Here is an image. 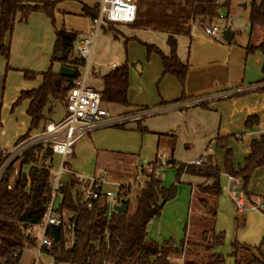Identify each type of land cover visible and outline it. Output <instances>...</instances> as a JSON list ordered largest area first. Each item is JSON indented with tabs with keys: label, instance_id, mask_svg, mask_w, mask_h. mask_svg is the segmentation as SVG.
I'll use <instances>...</instances> for the list:
<instances>
[{
	"label": "crops",
	"instance_id": "1",
	"mask_svg": "<svg viewBox=\"0 0 264 264\" xmlns=\"http://www.w3.org/2000/svg\"><path fill=\"white\" fill-rule=\"evenodd\" d=\"M51 1L61 3L62 0ZM85 1L80 0L81 4L75 8H69L67 4L63 3L57 6L56 3L54 9L56 26L60 28L63 24L62 26L66 30L76 32L79 35H88L91 31L90 19L87 20L83 15L82 6L85 4L92 8L94 4H88ZM180 1L134 0L137 8L134 24H115L117 26L113 27V31L104 28L97 36L93 53L96 52L97 45L103 49L107 45L112 50L114 46L112 37H116V41H120V37L131 38L134 36L135 40L153 45L162 54L168 56L167 37L172 34L177 43V56L182 63H187L189 68L184 84L180 85L173 76L162 75L161 61L156 54H152L154 56L153 65L149 61L138 66L139 70L143 69L147 73L152 83L158 84V91L153 94L152 90L148 92L144 87L141 91L137 90L133 93L129 85L128 101L131 105L129 110H142L145 117L138 122L139 124H129L118 128L123 132L126 130L132 132L136 126L141 129L144 128L147 133L142 134L138 131V134L132 135V138L139 137L140 147H119L115 150V145L108 140L105 135L106 132L103 135H98L94 134L96 132L94 131L92 134L81 137L75 143L70 155H75V149L78 147L82 153V158H89L88 162L93 163L92 166L86 164L83 172L76 173L72 161L69 162L67 157L65 167L68 173L66 176L104 178L107 180L109 168H106V163L102 162L98 167V160L108 157L111 166L115 164L113 159L129 158L134 160V163L136 160L143 162L144 165L139 164V168L137 165L135 166L137 174L143 178L142 172H148L145 167H149L155 161L159 162L157 158L160 155H165L172 158L175 166H169L170 170H163L162 168L166 166L163 165L158 173H161L162 178H159L162 186L169 187L174 183L176 168L179 164H193L208 155L212 156L220 172L222 189V194L216 201L209 199L211 205L216 209V217L211 221L210 217L203 213L198 202L201 197L197 191V186L203 183L204 179L183 173L180 183L176 185L175 197L164 203L159 216L161 225L164 223L166 211L173 218V225L165 228L166 232L162 231L164 238L162 241L167 239L181 240L185 225H187V233L189 232L188 229H190L191 224H187V216L193 200V203L196 201L197 204L194 222L191 221L194 224V229L200 225L201 227L198 229L202 232L211 225L215 233H225L224 245L214 249L213 252H218L226 257L231 252L230 243L237 241L240 244L253 247L262 244L261 252L264 254V200H262L264 197V168L256 169L251 175L248 187L250 198L247 200L242 193L238 197L234 190L240 188L239 185L232 183L229 177L224 174L225 152L215 147L218 138L228 137V148L233 154V164L235 167H239L242 166L249 154L250 143L258 140L264 134V76L261 73L264 56L258 51L250 55L246 54L247 45H257L264 40V29L260 27L251 29L248 16L246 27L242 31L232 30L233 37L230 41H225L223 38L216 41L206 36L200 26L195 25L192 28L194 24L192 22L175 24L159 20L178 19V14L184 13V7L180 5ZM261 1L256 0V3L259 4ZM100 2L101 0L95 5H99ZM141 8L146 9L142 11ZM59 12L64 13L62 23ZM158 26L166 29L156 28ZM53 42L54 31L49 20L41 13H32L26 22L15 24L9 41L10 57L8 61L10 88L13 95L9 102L2 106V109L0 107V136L4 135L3 138L9 128V121H18L17 112L10 111V104L15 102L21 91L35 89L41 83L40 77L32 81L24 80L22 72L41 73L46 71L50 67ZM126 46L130 55L132 52L135 53L134 41L127 43ZM142 49L145 53L146 50ZM138 52L139 54L143 53L142 51ZM131 62L130 64H132ZM108 64V67L103 68L101 78L113 69L112 65L117 67L120 62ZM96 66L99 70L102 68L101 64H96ZM133 67L132 65L130 68L129 83ZM61 68L62 66L58 63L52 65V71L56 74L60 73ZM98 69L93 68L92 70L99 74L101 70ZM25 102L24 116L26 122L20 121L16 125L11 138L9 136L3 145L0 143V151L12 148L18 138L26 133L29 118L26 115L28 101ZM49 107H52V114H45L46 120L40 124L37 130L32 131L30 136L39 132L46 122L55 123L63 118L65 111L59 108L58 103L52 101L49 103ZM151 107H154L153 110L150 109ZM121 109V111H117L116 115L128 111V109ZM5 111H9V121L2 117V113ZM248 117L257 118L258 124L247 129L245 122ZM99 148H105V150ZM122 153H126V155ZM117 156L118 158H116ZM56 157H58L57 161ZM60 163L61 158L58 155H53L46 162V165L57 169ZM92 167H94L93 171ZM168 177L172 178L171 182H164L163 179ZM237 200L241 202L240 207L237 206ZM238 217L241 219L238 222V227H235V220ZM166 218L168 217L166 216ZM34 228L36 227L29 230V234L40 243L45 232L44 228L41 226L36 228L40 232L39 237L35 235ZM172 234L178 235L176 239L170 237ZM40 247L35 250L36 252H31L34 251L33 249H29L28 252L23 251L19 264H31L33 260L46 261L47 258L49 261L50 256L48 257L47 254L43 253ZM230 261L226 259V264H230Z\"/></svg>",
	"mask_w": 264,
	"mask_h": 264
},
{
	"label": "trees",
	"instance_id": "2",
	"mask_svg": "<svg viewBox=\"0 0 264 264\" xmlns=\"http://www.w3.org/2000/svg\"><path fill=\"white\" fill-rule=\"evenodd\" d=\"M228 1L181 0L180 5L184 7L181 17L174 20H159L175 24L213 22L219 19V8L226 6ZM56 3L57 1L49 0H0V57L7 64L6 70L9 69V41L15 24L26 22L32 13H41L51 21L54 27ZM98 9V4L92 8L85 4L82 6L83 15L90 20L97 16ZM135 22L136 18L132 24ZM248 22L251 29L255 27L264 29V0L259 4L256 0H252ZM113 25L108 24L107 29L113 31ZM54 37L50 67L41 73L22 72L24 80L32 81L40 77L41 83L35 89L21 91L12 104L11 110L23 101H28L26 115L29 118V126L15 145L28 139L32 131L39 128L40 124L46 120L45 114H52L50 102L53 101L66 108L72 82L78 76V69L84 64L83 59L76 53L78 33L65 28H55ZM139 44L145 48L147 56L152 54L159 56L162 75H171L180 85L184 84L189 65L179 60L177 43L172 34L167 37L168 56L162 54L153 45L142 42ZM256 51L264 56V40L257 45H247V55ZM58 54H61L60 59L57 58ZM54 63L72 68L76 76L68 78L60 73H54L52 71ZM261 73L264 76V65ZM129 85L128 64L124 63L113 68L102 77V104L128 109L123 114L135 112V110H129L131 107L128 101ZM257 124V118L248 117L245 127L248 129ZM139 130L142 134L147 133L144 128ZM228 139V137L218 138L215 147L225 152L224 174L239 180L241 193L248 200L251 175L256 169L264 168V134L250 143L249 154L239 167L233 164V154L228 148ZM52 156L49 146L35 145L11 163L0 179V262L4 264H19L25 249L37 247V240L29 234V230L41 226L46 213L53 183V173L46 162ZM200 160L199 165L179 164L176 168L174 183L169 187L162 186L157 173L161 165H158V161L153 162L150 165L152 167L150 172H142L143 184L136 196L134 211L130 213L128 210L132 186H127L123 189L126 192L125 198L120 201V205L127 206V211L121 214L112 213L109 217L106 216L108 204L104 194L93 200L89 209L83 203L75 178L68 177L59 191L57 210L65 211L69 220L73 218L74 242L70 247H66L65 242L68 240L69 233L63 226H50L45 229L44 235L52 240V244L49 247L41 246L40 250L49 255L54 264H180L173 260L182 258L187 225L183 228V238L178 244L172 239L160 243L148 239V231L151 221L161 215L163 206H157L158 196H161L165 203L172 200L176 195V185L180 183L183 173L204 179V182L197 186L201 197L198 202L203 213L209 216L211 221L214 220L216 209L209 199L216 201L222 194L220 172L212 156L208 155ZM166 166L175 165L171 161ZM238 222L236 219L237 227ZM200 241L199 246L205 247V252L209 253L204 264H226L227 258L233 259V264H264L262 244L253 247L233 241L230 243L231 252L226 256L227 258L218 252H213L214 249L224 245L225 233H215L211 225L202 231ZM239 253L242 255L241 260L238 257ZM183 264L197 263L186 261Z\"/></svg>",
	"mask_w": 264,
	"mask_h": 264
},
{
	"label": "built area",
	"instance_id": "3",
	"mask_svg": "<svg viewBox=\"0 0 264 264\" xmlns=\"http://www.w3.org/2000/svg\"><path fill=\"white\" fill-rule=\"evenodd\" d=\"M220 1L223 2L224 0ZM136 14L137 8L134 0H101L97 16L90 20V33L78 37L76 51L84 61L82 65L84 71L81 73L78 71V76L72 82L63 118L55 123H46L39 132L30 136L27 140L14 145L8 150L1 151L0 179L11 163L35 145H47L51 148L53 155H58L61 158L60 166L53 175L50 199L46 206V213L41 227L45 231L50 226H63L69 233L68 240L65 242L66 247H70L74 242V223L72 218L69 220V216L65 211L57 210V204L60 199L59 191L64 182L61 178L68 173L65 161L72 154L75 143L81 137L99 129L125 127L134 122L138 123L145 117L142 110L112 116L103 108L101 101L102 87L96 89L88 84L89 78L97 74L91 69L97 36L108 24H132ZM195 25L200 26L206 36L216 41L219 39V27L216 22L205 21L201 24L195 22L192 28ZM115 67V65H112V68ZM100 85L102 86V78H100ZM158 160V165L163 166L170 163L172 158L160 155ZM200 163L201 160L199 159L193 164L199 165ZM151 168V166L145 167V170L150 172ZM74 178L79 185L83 203L86 204L87 208H91L93 200L98 199L103 194L105 195L108 204L107 217L115 213L113 207L120 205V201L125 198L126 192L123 189L127 186L108 182L104 178H84L82 176H74ZM229 180L235 185H239L238 179L229 177ZM113 186L114 189L111 188ZM237 206H241L239 200H237ZM51 244V239L45 237V235L41 237L40 246L49 247Z\"/></svg>",
	"mask_w": 264,
	"mask_h": 264
},
{
	"label": "rangeland",
	"instance_id": "4",
	"mask_svg": "<svg viewBox=\"0 0 264 264\" xmlns=\"http://www.w3.org/2000/svg\"><path fill=\"white\" fill-rule=\"evenodd\" d=\"M49 1H51V0H49ZM99 1L100 0H86L85 2L88 4H94L95 5V3H98ZM51 2H54V1H51ZM251 2H252V0H229L226 6H221L219 8L218 14H219L220 18L216 19V21H213V22H216V25L219 27V34H218L219 39L218 40L222 39V32L226 29L230 28L231 30L242 31L246 27V25L248 23L247 17L249 16ZM61 3L67 4L69 8H75L81 4L80 0H78V1L77 0H62ZM61 3L58 2L57 6ZM220 4H221V2H220ZM148 6H149V4H148ZM141 9H143L142 11H144L146 8H141ZM59 14L61 16V23H62L63 18H64L63 17L64 13L59 12ZM182 15H183V13L178 14V17H181ZM86 19L88 20L89 18H86ZM54 21H55V18H54ZM49 23H50L53 31L55 30V28L59 29V27L56 26V24L53 27L50 20H49ZM79 23H81V22H79ZM62 25L63 24H61L60 28H64ZM118 25H121V24H118ZM114 26H117V25H113L112 30H114L113 29ZM104 28H107V27H104ZM156 28L166 29L165 27H162V26H158ZM201 30H202V28H201ZM109 34H111V33H109ZM133 37H131V38L120 37L121 38L120 41H116V39L114 37H112L113 43H114L112 50H110L107 45H106V48H104V49H103V47H99L98 45L96 46V52L93 53V57H92L91 69L95 68L97 70L98 67L96 66V64H101L102 68L100 69L101 71L98 69L100 71L99 74H97L96 76H91L89 78L88 84L92 85L96 89H100V87H101L100 78H101V73H103V68L108 67V65H109L108 63H112V62L117 61V63L120 62L119 65L127 63L129 66V73H130L131 66L133 65L135 67V69L133 67V69L131 70L132 74L130 76V89H132L133 93L137 92V90L141 91V89H143L144 87H146V91H148V92L150 90H152L153 94L157 93L158 84H156L155 82L152 83L151 79L148 77L147 73L145 71H143V69L139 70V68H138V66H142L144 62L151 61V65H153L152 59L154 56L153 55L147 56V54H145L146 51L144 53V50L142 49L144 47L139 44V42H141V41L135 40V38H133ZM54 41H55V37H54ZM133 41H134V45L136 46V48L134 49L135 53L132 52V54L130 55L126 45H127V43L133 42ZM53 44H54V42H53ZM76 45H77V43H76ZM138 51H142L143 53L139 54ZM76 53H77V51H76ZM130 61H132L131 62L132 64H130ZM8 66H9V64H8ZM6 67H7V64H6L5 60L2 57H0V107H1V109L5 103L9 102V100L11 99V97L13 95V91H11V88H10V84H11V79H10V74H9L10 69L6 70ZM78 71L80 73L83 72L84 67L83 66L80 67L78 69ZM25 106H26V102L23 101L19 106H17L13 110H11L12 103L10 104V111L11 112H14V111L17 112V116H18L17 122H15V121L10 122L8 120L10 118L8 116L9 111H7V112L5 111L2 113V117L4 119H6L7 121H9V128L6 130L5 137L3 138L4 135L0 136V143L2 145H3V143L5 144V141L7 140V138L9 136L11 138L12 134L15 131L16 125L19 124L20 121H24V123L26 122V118L24 116ZM59 108L64 110V108L61 105ZM103 108L106 109L112 116H115L117 111L122 110L120 107H114V106L105 105V104L103 105ZM153 108L154 107H151L150 109L153 110ZM132 124H137V123L134 122ZM139 128L137 126L134 127V130L132 132H130L129 130H126L123 132L119 128H104L102 130L94 132V134L103 135V133L106 132L105 135L108 137V140L110 142L114 143V145H115L114 149L115 150L119 149V147H134V146L140 147L141 144H140L139 137L135 136V138H132L133 137L132 135L134 133H136V134L139 133L138 132V131H140ZM104 144H110V143H104ZM104 146H108V145H104ZM99 149L105 150V148H99ZM114 154H116L115 151H114ZM122 154L126 155V153H122ZM116 158H118V156ZM121 159L122 160L113 159L115 164L113 166H111L110 165V159L108 157L107 158L103 157V160H98V162H99L98 167L101 164V162L106 163V165H107L106 168H109L108 174H107V181L108 182L116 183V184H119L122 186H132V191H131L132 194L130 196V204H129V208H128L129 212L132 213L135 209L136 196L140 192V189H141L142 184H143V178L139 177L140 175L137 174V172L135 170V166L137 165L139 168L140 167L139 164H142V165H144V164H143V162H139V161L137 162V160L134 163V160L129 159V158H121ZM57 160H58V157H56V161ZM68 160H69V162L72 161V166L75 168L74 171L76 173L83 172V168L85 167L86 164H88L89 166H92V164H93L91 162H88L89 158H85V159L82 158V153L78 147H76V149H75V155L68 156ZM169 168L170 167L165 166L162 169L163 170H170ZM57 169L51 168L53 175ZM93 170H94V167H92V171ZM167 172H170V171H167ZM160 175H161V173H158V176L160 178H162ZM67 177L68 176L65 175V176H62L61 179L64 181L65 179H67ZM163 180H164V182L168 183V182H171L172 178L168 177V178L163 179ZM166 187H168V186H166ZM111 188L114 189V186ZM78 189H79V187H78ZM235 206L236 205L234 203V207ZM196 207H197L196 201L193 203V200H192V202L189 206L188 216H187V224L188 225L191 224V225H190V229H188L189 232L188 233L186 232V235H185V241H184L185 244H184V247L182 248L183 255H182L181 259H174L173 260V261L180 263V264H183V262H186V261H193L197 264H204L206 262L208 254H209V253L205 252V250H204L205 247L199 246V244L201 242L200 240H201L202 232L199 231L198 227H201V226L197 225L195 227L197 229L196 230L193 227L194 224L191 223V221L194 222L195 214L197 213ZM166 216L168 218H166ZM166 216H165V218L163 217L164 223L162 225L160 222V218L154 219L153 222H151V225H150L151 228H149V231H148V239H151V240L156 241V242H159V241L161 242L164 239L162 236V231H165V228H167L169 225H173V220H172L173 218H171V216L167 213V211H166ZM239 216H241V215H239ZM170 218H171V220H170ZM238 218L237 219L239 221L241 219V217H238ZM235 227H237L236 223H235ZM36 228H38V226H36ZM36 228H34L33 231H34L35 235H37L39 237L40 232ZM177 236L178 235L172 234L170 237L173 239H176ZM174 241H176V240H174ZM179 241H176V243L178 244ZM195 244H198V245L196 246ZM39 246H40L39 242L37 241V247L29 248V249L34 250L31 252H36L35 250H37L39 248ZM29 249H25L24 252H28ZM48 257H49V255H48ZM238 257H239V260H241L242 255L239 253ZM227 259H229V261L231 260L230 264L234 263L233 259H231V258H227ZM45 260L46 261L41 260V262L33 260V261H31V264H54L51 257H49V261H47L48 258Z\"/></svg>",
	"mask_w": 264,
	"mask_h": 264
},
{
	"label": "water",
	"instance_id": "5",
	"mask_svg": "<svg viewBox=\"0 0 264 264\" xmlns=\"http://www.w3.org/2000/svg\"><path fill=\"white\" fill-rule=\"evenodd\" d=\"M233 37V31L231 29H226L222 32V38L225 41H230L231 38ZM61 54H58L57 58L60 59ZM60 75L68 77V78H74L76 76L75 70L69 67H62L60 70ZM235 193H237L238 197L241 193V188H237L234 190ZM165 201L161 198V196H158V202L157 206L162 207L164 205ZM115 213H125L127 211V206L125 205H116L113 207ZM73 219V218H72ZM0 264H4L0 262Z\"/></svg>",
	"mask_w": 264,
	"mask_h": 264
}]
</instances>
